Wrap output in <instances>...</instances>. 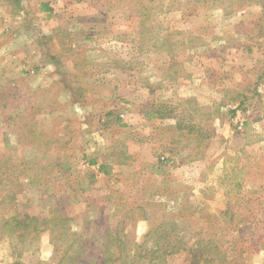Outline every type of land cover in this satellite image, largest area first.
I'll use <instances>...</instances> for the list:
<instances>
[{"label":"rangeland","instance_id":"obj_1","mask_svg":"<svg viewBox=\"0 0 264 264\" xmlns=\"http://www.w3.org/2000/svg\"><path fill=\"white\" fill-rule=\"evenodd\" d=\"M142 2L154 9L140 25ZM0 99V155L46 180L12 184L0 218L46 215L63 197L87 240L124 222L130 246L177 215L186 239L191 228L236 237L239 264H264V0H0ZM158 105L172 118L150 116ZM30 126L64 136L29 151L19 129ZM232 221L254 229L234 235ZM16 246L0 234V264L54 261L48 233L20 256Z\"/></svg>","mask_w":264,"mask_h":264},{"label":"trees","instance_id":"obj_2","mask_svg":"<svg viewBox=\"0 0 264 264\" xmlns=\"http://www.w3.org/2000/svg\"><path fill=\"white\" fill-rule=\"evenodd\" d=\"M42 6L49 9L47 4ZM146 6L142 2L139 8L135 10V14L140 17V25L149 22V18L153 14L154 7ZM145 36L143 32L139 34L141 44H144ZM154 46H156V43ZM160 46L172 48L174 44L172 41L163 38ZM4 107H8V105L6 104ZM166 109L167 107L158 105L150 116L157 119L172 118V112ZM177 127L178 129L187 128L180 127V124H177ZM19 134L21 136L25 134L29 139V151L36 150L43 154L50 150L55 141H60L64 136V134H61L56 139H46V134L43 131H37L33 126L25 130L19 129ZM60 148L58 160L67 159L69 154L65 149ZM43 170L44 167L30 165L24 158L14 159L10 152L0 155V206H6L16 199V194L10 191V187L12 184H17L20 178L26 181V189L46 187V180L41 176ZM64 170L57 167L58 173L64 172ZM102 170L104 169L100 166L99 171ZM66 203L65 198H58L46 215L25 213L4 219L0 218V234L13 238L17 245H20L14 247L17 256H20V253L27 250L39 238V235L48 233L54 240L56 247L52 264H165L167 257L181 253L186 255L189 264H198L208 258L217 262V264H229L231 262L239 264V261L243 260L242 256L246 246L243 245L240 249H237L235 246L241 244V242L240 240L237 241L236 237L228 240L204 232L203 228H191L188 232V235L191 236L186 239L185 234L180 233L179 229L176 228L177 223L173 218L177 215L171 216V214H167L171 216L169 221L162 222L151 229L145 235V240L141 244L133 243L129 246V242L124 239L122 233L124 222H119L114 227H107L103 234L104 238L103 236H97L96 240L94 239L95 241H90V239L87 240L88 235L79 233L73 227L74 219L66 211L64 207ZM136 210V208L130 209L129 220H134L132 215L136 214ZM225 215H230V218L238 220L240 217L239 214H228V212H225ZM138 216L141 215L138 214ZM232 222L234 227L232 234L237 236H242L246 230L253 228L252 224L238 227L236 221ZM250 235H253V233L250 232ZM216 237L218 239H215ZM251 237L253 238V236ZM57 242L59 243L56 244ZM93 254H95V257ZM12 264L24 263L15 260Z\"/></svg>","mask_w":264,"mask_h":264}]
</instances>
